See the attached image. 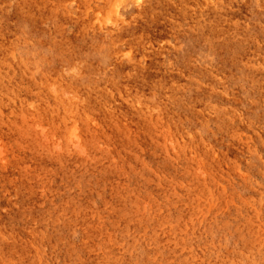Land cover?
<instances>
[{
    "label": "rangeland",
    "instance_id": "1",
    "mask_svg": "<svg viewBox=\"0 0 264 264\" xmlns=\"http://www.w3.org/2000/svg\"><path fill=\"white\" fill-rule=\"evenodd\" d=\"M0 232V264H264V0H0Z\"/></svg>",
    "mask_w": 264,
    "mask_h": 264
},
{
    "label": "bare ground",
    "instance_id": "2",
    "mask_svg": "<svg viewBox=\"0 0 264 264\" xmlns=\"http://www.w3.org/2000/svg\"><path fill=\"white\" fill-rule=\"evenodd\" d=\"M194 7V6H193ZM216 12V11H215ZM228 17V16H227ZM218 19H219V17H218ZM2 20V19H1ZM3 21V20H2ZM129 21V20H128ZM255 22V21H254ZM135 23V22H134ZM249 23V22H248ZM184 24V23H183ZM6 26V25H5ZM231 26L232 27H235V26H233V24H231ZM231 32H233L231 29H229ZM256 30V29H255ZM19 31V30H18ZM20 32V31H19ZM3 33V32H2ZM4 35V34H3ZM254 36V35H253ZM257 37V36H256ZM33 38H35V37H33ZM48 38V37H47ZM253 39V38H252ZM171 40H173V39H171ZM13 41V40H12ZM44 41V40H43ZM165 41V40H164ZM191 41V40H190ZM45 43V42H44ZM161 43V42H160ZM172 43V42H171ZM10 44V43H9ZM251 44V43H250ZM12 46H13V44H12ZM40 46V45H39ZM207 46V45H206ZM7 47V46H6ZM201 47V46H200ZM14 48V47H13ZM42 48H43V46H42ZM156 48H157V46H156ZM244 48V47H243ZM242 48V49H243ZM206 49V48H205ZM211 49V48H210ZM12 50V49H11ZM252 50V49H251ZM7 51V50H6ZM52 51V50H51ZM200 51V50H199ZM209 51V50H208ZM207 51V52H208ZM10 52V51H9ZM34 52V51H33ZM55 52V51H54ZM53 52V53H54ZM101 52V51H100ZM127 52H128V50H127ZM11 53V52H10ZM45 54H47L46 52H45ZM129 54V53H128ZM206 54V53H205ZM209 54V53H208ZM38 55V54H37ZM81 55H83V54H81ZM198 55V54H197ZM79 56H80V54H79ZM101 56V55H100ZM103 56V55H102ZM204 58V57H203ZM202 58V59H203ZM17 59V58H16ZM62 59V58H61ZM9 60V59H8ZM7 60V61H8ZM6 61V60H5ZM21 61V60H20ZM67 61V60H66ZM196 61H198V59L196 60ZM239 61V60H238ZM107 62V61H106ZM205 62V61H204ZM82 63V62H81ZM199 63V62H198ZM248 63V62H247ZM77 64H79V63H77ZM81 66V65H80ZM100 66V65H99ZM241 67V66H240ZM15 68V67H14ZM75 68H78V67H75ZM80 69V68H79ZM237 70H238V68H236ZM89 70V69H88ZM91 70V69H90ZM242 70H244V69H242ZM241 70V71H242ZM245 71V70H244ZM247 71V70H246ZM92 72V71H91ZM129 72V71H128ZM49 73V72H48ZM54 73V72H53ZM82 73V72H81ZM184 73V72H183ZM225 73V72H224ZM25 74H26V72H25ZM28 74V73H27ZM26 74V75H27ZM87 74V73H86ZM99 74V73H98ZM240 74V73H239ZM242 74V73H241ZM91 75V74H90ZM111 75V74H110ZM162 75V74H161ZM243 75V74H242ZM262 75V74H261ZM261 75H260V77H261ZM13 76V75H12ZM29 76V75H28ZM32 76H33V74H32ZM96 76H97V74H96ZM101 76V75H100ZM103 76H104V74H103ZM187 76V75H186ZM239 76V75H238ZM244 76V75H243ZM30 77H31V75H30ZM35 77V76H34ZM55 78H56V74H55V76H54ZM93 77V76H92ZM102 77V76H101ZM113 77V76H112ZM119 77V76H118ZM121 77V76H120ZM241 77V76H240ZM94 78V77H93ZM107 78V77H106ZM175 78V77H174ZM187 78V77H186ZM207 78V77H206ZM244 78V77H243ZM249 78V77H248ZM263 78V77H262ZM49 79V78H48ZM99 79V78H98ZM101 79H103V78H101ZM208 79V78H207ZM68 80V79H67ZM91 80V79H90ZM117 80H119V79H117ZM160 80V79H159ZM38 82V81H37ZM45 82V81H44ZM49 82H50V80H49ZM68 82V81H67ZM94 82V81H93ZM116 82V81H115ZM261 82V81H260ZM39 83V82H38ZM62 83V82H61ZM70 83V82H69ZM114 83V82H113ZM176 83V82H175ZM180 83V82H179ZM40 84V83H39ZM44 84V83H43ZM83 84V83H82ZM91 84V83H90ZM121 84V83H120ZM131 84V83H130ZM234 84V83H233ZM236 84V83H235ZM259 84V83H258ZM54 85V84H53ZM53 85H51V86H53ZM63 85V84H62ZM83 85H85V84H83ZM87 85V84H86ZM96 85V84H95ZM117 85V84H116ZM254 85V84H253ZM55 87H56V85H54ZM76 86V85H75ZM232 86V85H231ZM263 86V85H262ZM79 87V86H78ZM81 87V86H80ZM106 87H108V86H106ZM203 87V86H202ZM72 88V87H71ZM120 88V87H119ZM63 89V88H62ZM73 89V88H72ZM132 89V88H131ZM39 90V89H38ZM40 91V90H39ZM57 91V90H56ZM63 91V90H62ZM74 91V90H73ZM77 91V90H76ZM112 91V90H111ZM72 92V91H71ZM130 92V91H129ZM156 92V91H155ZM78 92H76L75 94H77ZM157 93V92H156ZM160 93V92H159ZM167 93V92H166ZM229 93V92H228ZM115 94H117V93H115ZM143 94V93H142ZM150 94V93H149ZM162 94V93H161ZM31 95V94H30ZM72 95V94H71ZM80 95V94H79ZM138 95V94H137ZM157 95V94H156ZM165 95V94H164ZM169 95V94H168ZM180 95V94H179ZM34 96V95H33ZM147 96H148V94H147ZM167 96V95H166ZM207 96V95H206ZM209 96V95H208ZM77 97V96H76ZM185 97V96H184ZM54 98V97H53ZM131 98V97H130ZM144 98V97H143ZM150 98H151V96H150ZM207 98V97H206ZM50 99V98H49ZM170 99V98H169ZM187 99V98H186ZM70 100V99H69ZM133 100V99H132ZM135 100V99H134ZM62 101H64V100H62ZM128 101V100H127ZM185 101H187V100H185ZM212 101V100H211ZM217 101V100H216ZM219 101H222V100H219ZM40 102V101H39ZM65 102V101H64ZM83 102V101H82ZM107 102V101H106ZM196 102V101H195ZM218 102V101H217ZM216 102V103H217ZM234 102V101H233ZM38 103V102H37ZM187 103V102H186ZM192 103V102H191ZM33 104V103H32ZM212 104H214V103H212ZM160 105H162V104H160ZM174 105V104H173ZM216 105V104H215ZM233 105V104H232ZM44 106V105H43ZM180 106H181V104H180ZM217 106V105H216ZM201 107H203V106H201ZM206 107V106H205ZM77 108H78V106H77ZM179 108H181V107H179ZM174 109V108H173ZM213 109V108H212ZM211 109V110H212ZM156 110V109H155ZM167 110V109H166ZM189 110H190V108H189ZM200 110V109H199ZM206 110H207V108H206ZM38 111V110H37ZM65 111H67V109L65 110ZM76 111V110H75ZM202 111V110H201ZM173 112V111H172ZM186 112V111H185ZM208 112H210V111H208ZM68 113V112H67ZM87 113V112H86ZM211 113V112H210ZM170 114V113H169ZM172 115V114H171ZM189 115V114H188ZM73 117V116H72ZM89 117V116H88ZM190 117V116H189ZM48 118V117H47ZM74 118V117H73ZM152 118V117H151ZM44 120H47V119H44ZM64 120H66V118L65 119H63V121ZM74 120V119H73ZM98 120V119H97ZM75 121V120H74ZM94 121V120H93ZM96 121V120H95ZM54 122H56V121H54ZM97 122V121H96ZM49 123V122H48ZM77 123V122H76ZM61 124V123H60ZM67 124V123H66ZM59 125V124H58ZM73 125V124H72ZM70 126V125H69ZM78 126V125H77ZM91 126V125H90ZM20 127V126H19ZM56 127H59V126H56ZM79 127V126H78ZM73 129V128H72ZM75 131L77 130V129H74ZM77 132V131H76ZM72 134V133H71ZM73 136H75V132L73 131ZM61 135V134H60ZM63 135V134H62ZM121 135V134H120ZM227 135V134H226ZM77 136H75V138H76ZM80 137V136H79ZM195 139H197V138H195ZM78 140H80V139H78ZM96 141H98V140H96ZM205 141V140H204ZM97 145V144H96ZM131 146H132V144H131ZM86 149V148H85ZM29 154V153H28ZM113 155V154H112ZM31 156V155H30ZM114 156V155H113ZM17 158V157H16ZM167 159V158H166ZM167 161V160H166ZM78 162V161H77ZM26 164H28V163H26ZM30 164V163H29ZM183 164V163H182ZM186 164V163H185ZM157 166H159V164H157ZM162 166V165H161ZM29 167H31V166H29ZM163 167L164 166H162V169H163ZM33 168V167H32ZM68 168V167H67ZM109 168V167H108ZM101 170V169H100ZM101 172V171H100ZM61 174V173H60ZM99 174V173H98ZM150 175V174H149ZM98 178H100V177H98ZM80 179V178H79ZM64 180V179H63ZM148 180V179H147ZM150 180V179H149ZM105 181V180H104ZM53 184V183H52ZM103 184V183H102ZM141 184V183H140ZM89 185V184H88ZM86 186V185H85ZM67 187V186H66ZM75 187V186H74ZM107 189V188H106ZM160 189V188H159ZM57 190V189H56ZM68 192V191H67ZM84 193V192H83ZM62 194V193H61ZM60 194V195H61ZM66 194V193H65ZM67 195V194H66ZM6 196V195H5ZM153 196V195H152ZM43 197V196H42ZM6 198V197H5ZM62 198V197H61ZM128 198V197H127ZM130 198V197H129ZM134 198V197H133ZM109 199V198H108ZM112 200H113V198H112ZM131 200V199H130ZM22 201V200H21ZM76 201V200H75ZM114 201V200H113ZM107 202H108V200H107ZM117 202V201H116ZM127 202V201H126ZM125 202V203H126ZM76 203H78V201L76 202ZM87 204V203H86ZM109 204V203H108ZM113 204V203H112ZM71 205H73V204H71ZM129 205V204H128ZM16 206H18V204L16 205ZM115 206V205H114ZM132 206V205H131ZM130 206V207H131ZM57 207V206H56ZM180 207H182V206H180ZM6 208V207H5ZM50 208V207H49ZM116 208V207H115ZM132 208V207H131ZM130 208V209H131ZM154 208V207H153ZM161 208V207H160ZM183 208V207H182ZM187 208V207H186ZM51 209V208H50ZM94 209V208H93ZM140 209V208H139ZM145 209V208H144ZM175 209H177V208H175ZM116 210V209H115ZM152 210V209H151ZM191 210V209H190ZM189 210V211H190ZM142 211V210H141ZM154 211V210H153ZM163 211V210H162ZM180 211H182V210H180ZM124 212V211H123ZM140 212V211H139ZM161 212V211H160ZM187 212V211H186ZM61 213V212H60ZM143 213H144V211H143ZM184 213V212H183ZM127 214V213H126ZM150 214V213H149ZM68 215H69V213H68ZM148 215V214H147ZM153 216H154V213L152 214ZM180 215V214H179ZM64 216V215H63ZM107 216V215H106ZM124 216V215H123ZM151 216V215H150ZM174 216V215H173ZM118 217V216H117ZM126 217V216H125ZM139 217V216H138ZM156 217H158V216H156ZM163 217H164V215H163ZM66 218V217H65ZM105 218V217H104ZM128 218V217H127ZM130 218V217H129ZM128 218V221L127 222H131V220L130 219H132V218H130L129 219ZM149 218V217H148ZM173 218V217H172ZM177 219V218H176ZM186 219V218H185ZM62 220V219H61ZM117 220V219H116ZM120 220V219H119ZM133 220V219H132ZM152 220H153V218H152ZM157 220H158V218H157ZM194 220V219H193ZM137 221V220H136ZM143 221V220H142ZM141 221V222H142ZM164 221V220H163ZM173 221V220H172ZM18 222V221H17ZM72 222V221H71ZM123 222V221H122ZM165 222V221H164ZM171 222V221H170ZM20 223V222H19ZM76 223V222H75ZM134 223V222H133ZM166 223V222H165ZM55 224H56V222H55ZM59 224V223H58ZM155 225L154 226H156V223H154ZM168 224V223H167ZM166 224V225H167ZM57 225V224H56ZM93 225V224H92ZM130 225V224H129ZM136 225V224H135ZM150 225V224H149ZM160 225V224H159ZM47 226V225H46ZM76 226V225H75ZM19 227V226H18ZM52 227V226H51ZM62 227V226H61ZM83 227V226H82ZM143 227V226H142ZM152 227V226H151ZM162 227V226H161ZM175 227V226H174ZM15 228V227H14ZM134 228H136V227H134ZM149 228V227H148ZM153 228V227H152ZM28 228H26V230H27ZM48 229V228H47ZM56 229V228H55ZM59 229V228H58ZM58 229H56V230H58ZM61 229V228H60ZM60 229H59V231H60ZM128 229V228H127ZM133 229V228H132ZM168 229V228H167ZM6 230H7V228H6ZM41 230V229H40ZM64 230V229H63ZM87 230V229H86ZM136 230V229H135ZM147 230V229H146ZM44 231V230H43ZM42 231V232H43ZM62 231V230H61ZM139 231V230H138ZM189 231V230H188ZM93 232V231H92ZM190 232V231H189ZM194 232V231H193ZM1 233V232H0ZM35 233V232H34ZM44 233V232H43ZM64 233V232H63ZM188 233V232H187ZM195 233V232H194ZM2 234V233H1ZM12 234V233H11ZM19 234V233H18ZM22 234V233H21ZM50 234V233H49ZM118 234H120V233H118ZM135 234V233H134ZM176 234V233H175ZM5 235V234H4ZM20 235V234H19ZM105 235V234H104ZM159 235V234H158ZM189 235V234H188ZM24 236H25V234H24ZM116 236H117V233H116ZM127 236V235H126ZM135 236V235H134ZM103 237V236H102ZM151 237V236H150ZM159 237V236H158ZM5 238V237H4ZM117 238V237H116ZM120 238V237H119ZM147 238H149V237H147ZM24 239V238H23ZM109 239H111V238H109ZM121 239H122V237H121ZM133 239V238H132ZM143 239V238H142ZM149 239H151V238H149ZM149 239H148V241H149ZM156 239H157V237H156ZM7 240H9V239H7ZM195 240V239H194ZM17 241V240H16ZM26 241V240H25ZM145 241V240H144ZM159 241L160 240H158V243H159ZM190 241V240H189ZM197 241V240H196ZM61 242V241H60ZM134 242V241H133ZM162 242V241H161ZM160 242V243H161ZM156 243V242H155ZM186 243V242H185ZM130 244H132V243H130ZM140 244V243H139ZM150 244V243H149ZM157 244V243H156ZM182 244V243H181ZM61 245V244H60ZM126 245V244H125ZM179 245V244H178ZM101 246V245H100ZM107 246V245H106ZM154 246H155V244H154ZM159 246H161V245H159ZM164 246V245H163ZM167 246V245H166ZM170 245H168V247H169ZM211 246V245H210ZM129 247V246H128ZM149 247V246H148ZM165 247V246H164ZM176 248V247H175ZM56 249V248H55ZM58 249V248H57ZM62 249V248H61ZM120 249V248H119ZM126 249V248H125ZM129 249V248H128ZM127 249V250H128ZM146 249V248H145ZM153 249V248H152ZM159 249V248H158ZM41 250V249H40ZM139 250V249H138ZM144 250V249H143ZM154 250H155V248H154ZM44 251V250H43ZM57 251V250H56ZM62 251V250H61ZM134 251V250H133ZM158 251V250H157ZM174 251H175V249H174ZM173 251V252H174ZM19 252V251H18ZM46 252V251H45ZM98 252V251H97ZM149 252V251H148ZM154 252V251H153ZM159 253H160V251H159ZM135 254V253H134ZM146 254H147V252H146ZM169 254V253H168ZM178 254V253H177ZM37 255H38V253H37ZM118 255V254H117ZM136 255V254H135ZM139 255V254H138ZM151 255V254H150ZM153 255V254H152ZM160 255V254H159ZM166 255V254H165ZM195 255V254H194ZM197 255V254H196ZM137 256V255H136ZM161 256V255H160ZM162 256H163V254H162ZM1 257V256H0ZM178 257V256H177ZM193 257V256H192ZM53 258V257H52ZM176 258V257H175ZM207 258V257H206ZM145 259V258H144ZM162 259L163 260H165L164 258H161V261H162ZM130 260V259H129ZM157 260H159V259H157ZM177 260V259H176ZM180 260V259H179ZM182 260V259H181ZM198 260V259H197ZM85 261H87V263H88V260H85ZM138 261V260H137ZM143 261V260H142ZM141 261V262H142ZM152 261V260H151ZM155 261V260H154ZM166 261V260H165ZM207 261V260H206ZM13 262V261H12ZM132 262V261H131ZM181 262V261H180ZM190 262V261H189ZM205 262V261H204ZM210 262V261H209ZM119 263H121V262H119ZM161 263V262H160ZM208 263V262H207ZM214 263V262H213ZM166 264V263H165ZM170 264V263H169ZM172 264V263H171ZM205 264V263H204ZM215 264V263H214Z\"/></svg>",
    "mask_w": 264,
    "mask_h": 264
}]
</instances>
